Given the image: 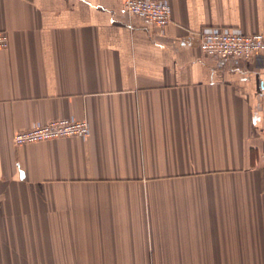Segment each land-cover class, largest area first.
Segmentation results:
<instances>
[{"label":"crops","instance_id":"crops-1","mask_svg":"<svg viewBox=\"0 0 264 264\" xmlns=\"http://www.w3.org/2000/svg\"><path fill=\"white\" fill-rule=\"evenodd\" d=\"M0 0V264H264V51L203 54L197 34L264 36V0ZM74 117L86 138L15 145Z\"/></svg>","mask_w":264,"mask_h":264},{"label":"built area","instance_id":"built-area-1","mask_svg":"<svg viewBox=\"0 0 264 264\" xmlns=\"http://www.w3.org/2000/svg\"><path fill=\"white\" fill-rule=\"evenodd\" d=\"M124 10L152 26L163 28L170 22L171 7L166 0H123ZM200 51L222 60L247 62L264 51L262 34H244L230 27H205L197 34ZM8 47V37L0 32V50ZM89 128L85 121L70 116L34 124L14 135L15 145L47 142L65 138H86Z\"/></svg>","mask_w":264,"mask_h":264}]
</instances>
